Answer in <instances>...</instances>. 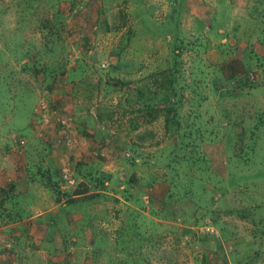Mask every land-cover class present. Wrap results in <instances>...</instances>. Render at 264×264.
I'll list each match as a JSON object with an SVG mask.
<instances>
[{
    "label": "rangeland",
    "instance_id": "1",
    "mask_svg": "<svg viewBox=\"0 0 264 264\" xmlns=\"http://www.w3.org/2000/svg\"><path fill=\"white\" fill-rule=\"evenodd\" d=\"M263 13L264 0H0V232L26 219L25 236L0 238V256L264 264ZM241 61L247 69L229 79ZM80 65L83 75L69 73ZM160 71L174 79L177 134L164 116L136 121V89L150 88L145 100L168 90L156 88ZM41 101L74 118L72 146L58 144L65 134L54 122L36 123ZM65 166L73 184L60 180ZM83 166L110 176L106 197L27 218L65 203L87 182L75 176ZM39 194L47 208L8 205Z\"/></svg>",
    "mask_w": 264,
    "mask_h": 264
},
{
    "label": "trees",
    "instance_id": "2",
    "mask_svg": "<svg viewBox=\"0 0 264 264\" xmlns=\"http://www.w3.org/2000/svg\"><path fill=\"white\" fill-rule=\"evenodd\" d=\"M264 14V13H263ZM53 28L50 31V34L52 35L53 32ZM84 45L86 46L87 44V40H84ZM247 62L245 61H241L239 64V67H237L236 63L228 65L227 70H229L228 73H230L229 75H231V77L229 79H231L232 77L238 76L239 74L241 75L243 72H245V70L247 69ZM242 64V69L240 67V65ZM84 65V64H83ZM80 65V68L75 71V70H70L69 73H78L80 75L84 74V66ZM231 69V70H230ZM55 71L51 70L50 73H54ZM166 72L160 71V72H155L152 76V78L155 80L154 77L158 79H161V81L159 82V85L156 84V88L161 89L162 91H164L162 88L160 87H165L167 86L168 90L166 92H162V97H160V99L154 97V94H152V97L149 96V99L145 100L144 99V94H146L147 92L150 93V88L149 89H144V88H140V89H136L135 91L137 92V96L136 97V101H133L135 104H140V108H137V112L140 115V118H137L136 121L138 119H141V123H146V124H150L153 123L155 120L158 119L159 116H164V127L168 129L169 126H172L174 128V134H177V129H179L180 127V122L177 118L178 114H177V110H178V102L176 99V95H175V87L172 88V86L174 85V79L172 78H168L165 74ZM54 74H52L53 76ZM82 83V79L80 80ZM241 81H243V79H241ZM156 82V80H155ZM169 84V86L167 85ZM112 87H114L115 89L119 91L124 90L123 92H130L131 89L128 88L127 90H125L127 88V83L124 81H119L116 80L114 81ZM173 89V92H171ZM134 98V97H133ZM144 99V100H143ZM119 102H121V99H119ZM125 104L128 105V107L131 108V106H134V104L130 101H125ZM130 105V106H129ZM119 107H123V103H119ZM124 110L126 108H123ZM130 112H133L132 109L129 110ZM159 112H163L162 115H159ZM66 116V115H65ZM71 116V115H70ZM95 122H98L95 120ZM55 123V122H54ZM75 124L78 126V124L75 122L74 120V128H75ZM86 122H83V127L88 128V126L86 125ZM57 125V123H56ZM133 125V124H132ZM58 126V125H57ZM134 128H136L139 125H136L134 123ZM91 128H95V127H91ZM97 132V131H95ZM106 139L105 135L103 137V141ZM107 140V139H106ZM105 140V141H106ZM67 147V146H66ZM176 158V157H174ZM85 168V166H83ZM91 169H86L85 171H79L75 174V176H80L81 178H83V180H86L87 182L85 183L84 181L79 183L77 186V189H75L74 192H71L69 194H67V196H70L68 200L65 201L66 205H74L76 202L80 203V201H84L86 199L88 200H96L102 197H106L104 195V193L106 191H108L109 189V185H110V176L103 170L98 171V176L96 177H92V173H91ZM95 174V173H94ZM74 176V175H73ZM52 178V175L48 173V181L49 179ZM75 179V178H74ZM60 180H62L61 176H60ZM63 182V181H62ZM46 186H48L47 188H49L50 190H52L53 192H56L59 188L58 186L54 185V184H50L48 183ZM94 191V192H92ZM59 192V191H57ZM90 192V193H89ZM75 198H81V199H75ZM4 199L1 200L0 205H2L4 203ZM59 200H56V203H58ZM6 203V202H5Z\"/></svg>",
    "mask_w": 264,
    "mask_h": 264
},
{
    "label": "built area",
    "instance_id": "3",
    "mask_svg": "<svg viewBox=\"0 0 264 264\" xmlns=\"http://www.w3.org/2000/svg\"><path fill=\"white\" fill-rule=\"evenodd\" d=\"M39 114H38V120L37 124L40 127H47L51 125V123L55 122L57 125L62 129V132L65 134L63 137L58 139L59 145L64 146H72L73 140H72V128H74V118L70 115L62 116L60 115L55 108L48 107V104L44 101H41L39 103ZM20 144H24V141L21 140ZM61 178L64 181V183L70 185L75 182L73 176L70 174L69 168L67 166L63 167L61 170ZM203 232L211 235V236H218L214 235L217 234L216 231L207 225L202 229Z\"/></svg>",
    "mask_w": 264,
    "mask_h": 264
},
{
    "label": "crops",
    "instance_id": "4",
    "mask_svg": "<svg viewBox=\"0 0 264 264\" xmlns=\"http://www.w3.org/2000/svg\"><path fill=\"white\" fill-rule=\"evenodd\" d=\"M84 122V121H83ZM98 123V122H97ZM98 125H96V127H97ZM95 127V128H96ZM90 129H92L91 127H89ZM95 128H93L92 129V132L94 133L95 132ZM52 154H54V156H53V158L56 160V159H59L58 158V153L56 152V150H51L50 151V154L49 155H52ZM48 186H46V188H47ZM42 189H44L43 187H41ZM45 188V189H46ZM19 195H21L22 196V194H19ZM45 195V194H44ZM13 197V196H12ZM15 197V196H14ZM19 197V196H18ZM25 202H26V204L28 203V206L29 207H31V208H34V207H38V206H42V207H48V205L46 204V203H44L43 204V200H42V197L40 196V194L38 195V196H33L31 199H27L26 198V200L25 199H20L19 198V200H14V202L12 203H10V204H8L9 206H17V207H19V205H20V207H21V205L23 206L24 204H25ZM7 203V202H6ZM61 204H53L52 202H50L49 203V206H51V207H48L47 209H45L44 211H42V212H40V213H38L36 216H34V217H32V216H30V215H28L27 216V218L28 219H36V218H38V217H41V216H43L44 218L45 217H47V216H49L48 214L52 211V209H57V208H59L60 206H65L66 204L64 203V202H60ZM6 205V204H5ZM4 205V206H5ZM66 207H67V205H66ZM61 210H63V208L61 209ZM27 212H30V210H25V212H24V214L25 213H27ZM55 213L56 214H58V209L57 210H55ZM19 214H21V213H19ZM72 217H70V220H72V221H75L76 222V220H74V219H76V218H79V215H75V214H70ZM58 215H56V217H57ZM77 216V217H76ZM3 217H5V216H3ZM43 218V219H44ZM49 219H50V217H48ZM74 218V219H73ZM23 221L22 222H18V223H14V224H12V225H9V226H7V227H5V228H3V230H2V233L0 232V238H7V236L8 237H17V239H19L20 237H23V236H25L26 235V232H25V225H24V223L23 222H25L26 221V219H22ZM24 226V227H23ZM7 229H9L10 231L8 232L7 231ZM0 258H3V261H0V264H8L7 263V258L9 259V257H6V255L5 254H2L1 256H0ZM15 261L14 262H17V260L16 259H14ZM25 260H27V259H25ZM15 264H20V262H17V263H15ZM23 264H31V262H28V261H26L25 263H23Z\"/></svg>",
    "mask_w": 264,
    "mask_h": 264
}]
</instances>
